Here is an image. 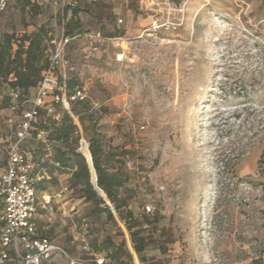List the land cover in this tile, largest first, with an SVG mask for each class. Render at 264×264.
Here are the masks:
<instances>
[{
	"label": "rangeland",
	"instance_id": "rangeland-1",
	"mask_svg": "<svg viewBox=\"0 0 264 264\" xmlns=\"http://www.w3.org/2000/svg\"><path fill=\"white\" fill-rule=\"evenodd\" d=\"M188 1L186 24L159 38H138L150 25L146 0H75L70 7L81 10L83 32L129 39L122 63L113 60L119 41L101 39V51L88 50L85 38L69 46L68 78L86 94L75 104L72 148L81 152L102 139L114 154L108 167L123 165L129 174L121 190L133 212L128 222L150 240L138 254L110 201L115 219L94 212L96 203L70 186L74 161L71 170L51 167L39 192L40 202L45 193L52 200L41 226L89 264L102 256L104 264H256L264 254V0ZM29 2L10 0L0 9V43L13 35L17 50L44 28L47 65L62 1L43 8ZM13 81L0 76V167L29 105L30 92L16 98ZM57 111L62 118L64 108ZM47 123L54 129L52 117ZM48 264L69 262L57 254Z\"/></svg>",
	"mask_w": 264,
	"mask_h": 264
},
{
	"label": "built area",
	"instance_id": "built-area-1",
	"mask_svg": "<svg viewBox=\"0 0 264 264\" xmlns=\"http://www.w3.org/2000/svg\"><path fill=\"white\" fill-rule=\"evenodd\" d=\"M9 1L0 0V9H5ZM36 1L51 3V0ZM61 1V32L49 42L48 64L35 94L25 100L29 105L23 110L15 136L9 143L6 168L0 171V207L3 210L0 216V264H44L56 254L66 257L69 264H89L87 260L69 254L52 238L39 233V186L48 172L46 168L36 169L33 157L25 148V143L31 139L45 145L52 143L53 130L47 123L48 118L58 115L57 108L61 106L77 121L73 105L86 97L83 87L70 88L68 78L72 65L67 48L83 35L80 32L67 34L66 31L64 10L66 6L74 5L75 0ZM188 3V0H146L145 11L150 25L141 30L138 38H159L160 34L179 30L186 24ZM119 22L123 23V19L120 18ZM85 35L93 40L104 38L102 31L86 32ZM111 39L119 41L116 61H127L129 39L122 36ZM46 201L50 202V196ZM147 210L151 211L152 207L148 205ZM256 261V264H264V254ZM104 263L103 256L97 258V264Z\"/></svg>",
	"mask_w": 264,
	"mask_h": 264
},
{
	"label": "trees",
	"instance_id": "trees-1",
	"mask_svg": "<svg viewBox=\"0 0 264 264\" xmlns=\"http://www.w3.org/2000/svg\"><path fill=\"white\" fill-rule=\"evenodd\" d=\"M27 1L29 2V0ZM33 7L39 8L38 6ZM70 7L71 6L68 7V10ZM80 12L81 10L79 8H75L71 18L67 20V34H74L76 31L80 33L83 32V22L79 16ZM111 36L115 37L117 35ZM44 39L45 30L41 28L38 32L25 36L17 50H14L15 41H13V35L7 34L0 43V76L6 79H8L10 75L14 76L12 85L18 95H21L22 91L29 92V90L37 86L41 79V72L46 65V63H41V60L44 58ZM25 42H28V45H25ZM76 85L77 83L75 81H69L70 88ZM77 102L75 104H77ZM75 104L73 105V112L78 117L79 115L75 109ZM57 114L59 115L60 113L57 112ZM56 116H52L54 123V129L52 128L53 138L63 141L68 148L67 151L58 149L56 157L65 167L69 166L72 161H74L77 167L72 174L70 186L80 187L84 199L96 203L94 208L95 213H106L109 219H115L110 205L98 194L91 181L92 174L87 158L83 153L72 148V144L78 141L77 123L67 111H65L62 118H56ZM89 152L92 155L93 166L96 172L92 166L91 168L94 173H97L98 186L105 192L110 203L115 206L117 213L126 222L135 251L138 254H142L150 244V240L141 236V229H136V226L128 222L129 219H132L133 212L129 208L128 197L121 194V190L125 188L129 180L128 172L123 165H120L116 169L108 167V164L112 161V155L114 154L105 150L103 141L99 136L93 138L89 146ZM89 152L87 153L89 154ZM109 245L115 248V244L110 243ZM128 256L133 257L132 253H129ZM111 257H113V254Z\"/></svg>",
	"mask_w": 264,
	"mask_h": 264
},
{
	"label": "crops",
	"instance_id": "crops-1",
	"mask_svg": "<svg viewBox=\"0 0 264 264\" xmlns=\"http://www.w3.org/2000/svg\"><path fill=\"white\" fill-rule=\"evenodd\" d=\"M29 1H30L33 5L38 6L39 8H43V7H46V6L49 5V4H46V3H43V2H39V1H36V0H29ZM144 11H145V8H144ZM72 12H73V11H72ZM72 12H71L70 9H69V14H68V18H67V20H69V19L71 18V16H72ZM145 14H146V11H145ZM123 22H124V21H123ZM98 31H101V30H98ZM98 31H95V32H98ZM76 32H78V31H76ZM86 32H90V31L88 30V31H84V32H82L83 35H82L81 37H79L78 39L85 38V39H87V40L90 41V46L88 47V50L101 51V50H102V47L105 46V44H103V43L100 41L101 39L93 40V39H91V38H88V37L85 35ZM95 32H94V33H95ZM140 32H141V31H140ZM140 32H139V34H140ZM48 35H49L48 40H47L48 42H50L52 38H54L55 36H57V34H53V33H49ZM58 35H59V34H58ZM115 37H117V36H115ZM111 38H113V37H112V36H106V35L104 34V38H103L104 40L112 41L113 39H111ZM78 39H75L74 41H72L71 44H73L75 41H78ZM115 41H116V40H115ZM71 44H70V45H71ZM70 45H69V46H70ZM95 46H96L97 48H95ZM116 46L118 47V44H117V43H116ZM68 48H69V47H68ZM68 48H67V53H68ZM119 49H120V48H119ZM119 49H118V50H119ZM118 50H117V51H118ZM86 51H87V50H86ZM117 51H116V52H117ZM116 52H115V54H116ZM115 54H114V58H113V60H114L115 62H117L116 59H115ZM117 63H122V62H117ZM46 66H47V65H46ZM45 68H46V67H45ZM45 68H44V69H45ZM71 69H72V68H71ZM71 69H70V70H71ZM43 71H44V70H43ZM43 71L41 72V76H42ZM38 84H39V82H38ZM38 84H37V86H38ZM37 86L34 87V88H32L31 90H29V92H30V98L33 97V95L35 94V90H36ZM76 86H79V85H76ZM17 97H18V94H17L16 98H17ZM59 117H60V114L56 116V118H59ZM75 122L77 123V121H75ZM12 139H13V138L11 137L10 139L8 138V140H7L6 156H7V149H8L9 143H10V141H11ZM30 144H31V147H30ZM62 145H64V147H63ZM25 148L28 150L29 154L33 157V159H34V161H35V167H36V169H37V170H40L41 168H46V169H47V172H48L47 176L45 175L43 181L40 183V186H39V192H40V188L43 187V185L46 184L47 181L51 180L52 177H53V175H54V173H53L51 167H53L54 170H58L59 168H66V169H68V170H71L70 167H72V163H71L69 166L65 167V166H63V165L61 164L60 161H58V159H57V157H56V153H57V150H58V149H60V150H62V151H67V150H68V148L65 146V144L63 143V141H60V140H57V139H53L52 143H50L49 145H45V144H43V143H40V142H37L36 140L31 139V140H28V141L25 143ZM83 150H84L85 152L87 151L86 148H84ZM40 151H43L44 153H43V155L38 156V153H40ZM81 153H82V152H81ZM89 153H90V152H89ZM6 160H7V157H6ZM6 160H5V162L3 163V165L0 167V171H4V170H5V168H6ZM88 160H89V158H88ZM88 160H87V161H88ZM88 163H89V162H88ZM89 167H90V163H89ZM76 168H77V167H75V168L73 169V172L76 170ZM94 169H95V168H94ZM90 170H91V167H90ZM73 172H72V174H73ZM95 172H96V170H95ZM91 174H92V177H93V173H92V171H91ZM96 177H97V173H96ZM97 178H98V177H97ZM91 181H92V178H91ZM92 183H93V182H92ZM42 191H43V193H44V192H46L47 190H42ZM49 196H50V202L47 203L46 199L49 198ZM43 198H44V200H41V202H40V205H42V207L40 206L41 209L39 208V233H40L41 235L48 236V237L52 238L51 236L48 235V232H45V230H44V226H43V228H42V226H41L42 221H43V222L45 221V218H44V210H42V208H43V209H47L48 204H50L51 201H52V200H51V195L45 193V194L43 195ZM39 199H40V197H39ZM64 207H65V206H64ZM40 211H41V213H40ZM2 212H3V210H2V208L0 207V216H1ZM1 227H2V224H1V222H0V230H1ZM53 240H54V239H53ZM56 255H57V254H56ZM56 255H55V256H56ZM55 256H54V257H55ZM54 257H53L50 261H46L44 264H48V263H50L51 261H53Z\"/></svg>",
	"mask_w": 264,
	"mask_h": 264
},
{
	"label": "water",
	"instance_id": "water-1",
	"mask_svg": "<svg viewBox=\"0 0 264 264\" xmlns=\"http://www.w3.org/2000/svg\"><path fill=\"white\" fill-rule=\"evenodd\" d=\"M83 140H82V142H81V144H83ZM82 153L85 155V157L87 158V160H88V157H87V155L82 151ZM90 154V156H91V164H92V167L94 168V166H93V158H92V155H91V153H89ZM88 162H89V160H88ZM90 163V162H89ZM90 167H91V165H90ZM95 170V169H94ZM91 171H92V168H91ZM97 180H98V178L96 177V181H94V179H93V177H92V182H93V184H94V186H95V188H96V190H97V192H98V194L100 195V196H102L106 201H109L108 200V198H107V196H106V194H105V192L98 186V184H97Z\"/></svg>",
	"mask_w": 264,
	"mask_h": 264
},
{
	"label": "bare ground",
	"instance_id": "bare-ground-1",
	"mask_svg": "<svg viewBox=\"0 0 264 264\" xmlns=\"http://www.w3.org/2000/svg\"><path fill=\"white\" fill-rule=\"evenodd\" d=\"M85 145H86V149H87V151L89 152V149H88V145H87V143H85ZM82 151L87 155V157H88V154H87V152H85L83 149H82Z\"/></svg>",
	"mask_w": 264,
	"mask_h": 264
}]
</instances>
